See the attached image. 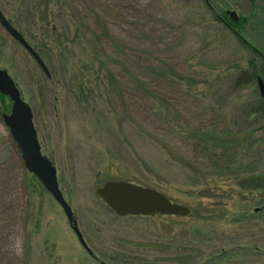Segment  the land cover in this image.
Listing matches in <instances>:
<instances>
[{"label": "rangeland", "instance_id": "obj_1", "mask_svg": "<svg viewBox=\"0 0 264 264\" xmlns=\"http://www.w3.org/2000/svg\"><path fill=\"white\" fill-rule=\"evenodd\" d=\"M66 1L69 8L63 9V0H57L47 27L38 20L37 0H0L5 17L39 52H48V60L43 58L52 79L46 78L1 25L0 69L8 71L33 109L43 154L57 167L60 188L92 254L81 245L54 198L30 173L24 177L17 157L8 153L10 132L2 121L0 167L5 166L8 153L11 159L6 165L15 164L16 217L23 227H11L1 236L3 231L0 250L23 263L25 260V264H211L210 256L227 251L230 256L215 264H264L262 255L248 250L251 256L246 257L242 252L243 247L256 244L264 249L261 236L252 237L251 231L243 228L251 227V222H237L252 216L264 192L242 193L233 177L213 174L210 161L205 156L196 157L187 137L196 129L214 127L215 117L221 120L219 132L234 129L235 123L251 125L240 111L251 89L247 85L238 90L236 84L240 73L249 70V63L254 60L260 64L259 56H264V10L246 24L243 36L253 46L248 49L216 20H223L228 12L246 18L247 11L236 0H210L212 9L204 0ZM93 9L109 32L125 41L123 47L130 60L118 74L126 83L127 94L138 88L133 79L144 76L146 62L140 56L146 48L153 54L149 61L158 67L168 66L177 73L183 69L181 73L187 76L194 71L201 73L187 80L186 87L181 83L187 92L180 90L173 77L152 85L167 97L171 121L178 118L181 128L175 122L169 132L159 127L162 115L152 111L144 96L136 92L132 99L127 98L131 118H126L121 99L116 102L115 95L114 102L109 98L103 102L76 98L67 75L68 69L72 73L69 65L74 61L68 64L58 51H49L51 35L68 30L72 39L80 19L86 25L95 23ZM191 22L194 27L189 26ZM84 47L90 50L86 42L74 44L70 58L79 57ZM82 61L87 58L82 57ZM258 78H264L262 70L254 82L259 89ZM151 100L158 103V98ZM6 104L8 110H2L3 114L12 108L10 101ZM141 125L153 139L142 138ZM249 131H254L249 136L251 145L249 142L246 150H239L237 162L246 167L245 177L264 171V122L253 124ZM244 137H239L241 143ZM160 139L170 154L158 147ZM178 157L188 162L184 170L174 161ZM111 180H131L156 189L197 213L181 218L118 217L97 194L98 188ZM26 186L31 188L29 195Z\"/></svg>", "mask_w": 264, "mask_h": 264}, {"label": "trees", "instance_id": "obj_2", "mask_svg": "<svg viewBox=\"0 0 264 264\" xmlns=\"http://www.w3.org/2000/svg\"><path fill=\"white\" fill-rule=\"evenodd\" d=\"M204 1L212 9L210 0H204ZM56 5H57V0H37L36 13L38 16V20L47 27L52 23L50 19L51 17L54 16L53 10ZM62 8L63 9L69 8L66 0H63ZM72 14L74 13L72 12ZM93 14L95 18V23L92 25L89 24L86 25L83 19H80V21L77 22V28L74 31V37L72 39H71L72 32L71 34H69L68 30L65 31L64 33L62 32L56 33L58 36L51 35L53 43L51 50L49 51H58L59 56L66 58L68 60V64L70 63L69 60L74 61V63H70L69 65L72 68L71 69L72 73H70V70L68 69L67 75L69 76L68 83H70L72 89L74 90V94L76 98L79 99L80 101L86 100L92 102H98V101L103 102L104 98H109L111 102H114L113 96L115 95L117 97L116 102L118 101V98L121 99L123 111L126 115V118L127 116L131 118V113H130V108L128 106L127 98L130 97L132 99L133 93L136 92L144 96V99L148 102L152 111H155L158 114L162 115V116L157 115L159 116L158 118L160 121L159 127L169 132V130H172L171 123L175 122V124L179 128H181L180 126L183 123L178 118H176L174 121H171L170 118L171 108L169 107V104L166 100L167 97L160 94L157 87L152 85L155 84L157 81L168 82L169 79L173 77L174 78L173 80L178 82V87L180 88V90L187 92L183 89L181 83H183V85H185L186 87L188 85L187 80L198 77L199 75H201V73L199 74L196 71H194V72H190V74L187 76L181 73L183 69L180 70V73H177L168 66L158 67L157 65L149 61L150 58H152L153 54L150 48H146L144 49L143 54L140 56L141 58H143L142 61L146 62V65L145 67H143L142 70L144 76L138 77L136 81L135 78L133 79L135 84H137L138 88H136L134 91H129V93L127 94L125 92L126 83L122 78L121 79L119 78L120 76L118 74L119 71L121 75V68H125L130 60L129 59L130 54H128L124 50L125 41L119 38L118 36L116 37L112 35L109 32L106 24H104L103 22L100 21V19H98L97 13L95 12L94 9H93ZM253 14L254 11H251V14H250V10L247 11V14L245 15L247 19L243 18V20L247 21L249 18L253 16ZM216 20L221 24H223L226 27V29L230 31L231 34L235 36L237 35L239 41L242 43L244 47L248 49H253L252 44L249 41L247 42V40L243 36L246 30V24H247L246 21L241 20L238 23H234V21L230 18V16H228V14L224 15L223 20L220 19L219 17L218 18L216 17ZM10 22L12 21L10 20ZM189 26L194 27L195 25L193 22H191L189 23ZM148 39H150V37H148ZM28 42L37 51V53L40 55L43 61H44L43 57H45V59L48 60V58H46L48 52L47 53L39 52V50L37 49L34 43H31L30 41ZM84 42H86L87 47L88 45L90 46V50L88 49L87 51L86 47H84L83 50H81V54L79 53V57L76 58L74 57V55H72V57L70 58V55L74 51V44L81 46L83 45ZM82 57L87 58V61H82ZM134 62L136 63L137 66L138 62L137 61ZM44 63L46 64L45 61ZM261 63H262L261 60H260V64L258 62L256 64L254 60L251 61L249 63L250 65L249 70H244L241 73L239 72L240 78L238 80V83L236 84L238 90H240L243 87H246L247 85L251 89L250 95L246 97H248L249 100H252V103H249L248 102L249 100L248 101L244 100L246 101V102L243 101L244 106H240V111L247 115V120L251 121V125L242 127L241 124L235 123L234 129H228L226 131L219 132L218 127L221 120L219 119V117H215L216 122H214L213 124L214 127L207 129L199 128L187 135V137H190L189 140L191 141L193 148H195L194 154L196 155V157H198L199 159L203 158L202 156L207 157V159L211 163L213 174L215 173L218 174L219 176H225L227 178L233 177L232 179H236L237 180L236 186L240 189L242 193L264 192V171L261 170L259 173H253V174L248 173V176L245 177V174L247 173L246 167L243 168L242 164L240 165V163H237L240 157L239 150L240 149H242L243 151L246 150L245 147H248L249 142L251 145L249 136H251L254 133V131L248 132V128H250V126L258 122H264V97H262L259 89L254 86L255 77L257 76L258 71L262 70ZM126 72H128L129 74L128 68L126 69ZM47 79L51 80L52 76L51 78H47ZM153 97L158 98V103H156L155 100H151L153 99ZM6 101H9V98L0 94V121H2L3 123L4 121L2 118L3 116L2 110L5 111L8 110V105L6 104ZM128 101H130V99H128ZM250 117H253V119L251 120ZM141 129L145 135V136L143 135L142 138L144 139L148 138L150 140L153 139V137L150 135V133L146 130L145 127L142 126ZM179 134H182L183 137L186 136L185 132L183 131H180ZM244 135H245L244 141L243 143H241L239 137ZM7 138H8V146H9L8 153L12 152L17 157V160L19 161L21 167L25 171L24 177L25 175H29V172L26 171V168L24 166V162L22 160V156L18 149L17 144L15 143L11 135H9ZM156 144L159 145L158 147H160V149H162L165 153H169L167 152V144L163 140L160 139V142ZM8 153L4 157L5 166L0 167V234L4 231L1 234V236H5L7 234L6 232H8V230L11 227L17 228L18 225L19 228L21 229L23 227L21 225L22 220L19 223L18 222L19 218L16 217L18 211L16 208V204H14L16 201L13 199V195H14L13 184L15 182V174L13 168L15 164L12 167L6 165V163L11 159ZM174 161L178 163L179 168H181L182 170L188 167V162L185 158L178 157V159ZM253 171H256V169H254ZM32 176L34 178L35 183L42 186L39 180L34 175ZM118 181H127L136 185L143 186L131 180H118ZM194 184L195 185L193 186L197 185V183ZM26 189L28 195L29 193H32L30 187L26 186ZM202 197H206V195ZM168 198L172 202L176 203L172 197L168 196ZM259 205L260 206L254 211V213H252V216H246L245 219L238 220L237 222L238 223L251 222L250 223L251 227H243V228H248L251 231L252 237H255V235H260L261 236L260 242H262V244L264 245V196L263 195L261 197V201ZM189 209L191 210V214H195L196 210H192L191 208ZM241 211L245 212L248 210L242 209ZM163 217L175 218L174 216H163ZM196 220H201V218L196 217ZM248 250L253 251L254 253H258L259 256L262 255L264 257V253H261L264 252V249H261L260 245L256 244L252 247H243L242 252H244L246 257L251 256ZM216 254L217 255H213L208 258V260L211 261V264H215L217 263V260H222L223 258H228V256H230L228 251L225 253H216ZM230 262L232 263V261ZM0 264H25V260L23 263L22 261H19V259H17V256L10 255L9 253L7 252L5 253L3 250L2 251L0 250ZM190 264H196V263L191 262Z\"/></svg>", "mask_w": 264, "mask_h": 264}, {"label": "water", "instance_id": "obj_3", "mask_svg": "<svg viewBox=\"0 0 264 264\" xmlns=\"http://www.w3.org/2000/svg\"><path fill=\"white\" fill-rule=\"evenodd\" d=\"M234 21L238 20L235 12H228ZM0 25L6 33L20 44L34 59L47 78H51L48 67L30 45L23 34L8 20L0 10ZM258 85L264 97V81L258 78ZM0 94L9 98L12 108L2 118L10 135L18 146L24 166L34 175L44 189L63 209L71 229L81 245L92 254L75 219L70 204L66 201L58 181V170L52 161L43 154L38 132L34 123L32 107L23 99L18 84L8 71L0 69ZM99 197L119 217L164 215L187 217L191 210L181 204L172 202L162 192L127 181H107L97 190Z\"/></svg>", "mask_w": 264, "mask_h": 264}, {"label": "flooded vegetation", "instance_id": "obj_4", "mask_svg": "<svg viewBox=\"0 0 264 264\" xmlns=\"http://www.w3.org/2000/svg\"><path fill=\"white\" fill-rule=\"evenodd\" d=\"M236 3L238 4H243L244 8L243 10L245 9V11H249L250 10V14H251V11H254V14L253 15H257V14H260L259 11H263L264 10V0H236ZM238 4V5H239ZM241 6V5H239ZM241 6V7H243ZM241 16V15H240ZM244 17H238V20L237 21H234V23H238L240 22L241 20L242 21H246V20H243ZM232 19V18H231ZM252 19V17H251ZM249 19L246 21L248 23ZM13 24V23H12ZM259 59L261 60V67H262V71L264 72V56H262V54L259 56ZM264 80V78H263Z\"/></svg>", "mask_w": 264, "mask_h": 264}]
</instances>
